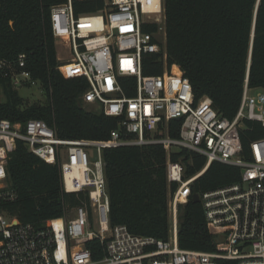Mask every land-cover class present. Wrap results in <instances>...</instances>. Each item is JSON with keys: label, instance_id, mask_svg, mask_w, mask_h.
I'll return each instance as SVG.
<instances>
[{"label": "built area", "instance_id": "obj_1", "mask_svg": "<svg viewBox=\"0 0 264 264\" xmlns=\"http://www.w3.org/2000/svg\"><path fill=\"white\" fill-rule=\"evenodd\" d=\"M165 21L164 0H65L51 7L49 28L57 48L69 54L62 64L89 85L82 96L84 107L117 119L119 127L105 141L62 140L42 120H0V264H264V138L251 143L248 160L242 156L240 138L245 121L264 127V90H251L246 82L237 115L228 120L216 112L210 98L196 101L189 79L177 66L166 67L162 76H145L146 57L161 55L166 61ZM27 58L25 53L0 57V98L5 99L9 85L19 93L37 90L47 99L27 69ZM172 121L181 122L179 138L169 135ZM18 142L44 162L58 164L65 192L86 193L87 201L65 210L62 217L37 223L11 216L5 205L15 202L17 194L9 188L7 163ZM151 144L163 146L167 181L176 185L169 198L166 240L138 236L125 225L111 227L109 221L103 151ZM182 150L207 159L190 178L184 177L181 162L170 159ZM213 162L241 172L236 184L200 197L220 250H183L179 207ZM94 240L103 248L98 260L87 247Z\"/></svg>", "mask_w": 264, "mask_h": 264}, {"label": "trees", "instance_id": "obj_2", "mask_svg": "<svg viewBox=\"0 0 264 264\" xmlns=\"http://www.w3.org/2000/svg\"><path fill=\"white\" fill-rule=\"evenodd\" d=\"M65 0H0V57L27 55V69L46 91L47 102L26 104L8 85L0 102V120L46 122L62 140L105 141L118 129V120L87 110L82 96L89 85L58 60L57 46L48 24L51 7ZM166 61L150 55L143 61L145 76H162L177 66L193 88L196 101L212 100L225 119L237 115L244 86L264 90V0H164ZM254 37L252 41V33ZM129 96L132 93L127 92ZM181 122L170 123V137L179 138ZM242 156L248 160L252 142L264 138V127L245 121L240 131ZM110 197V226L125 225L138 236L166 240L170 232L169 198L176 185L166 176L167 154L161 145L123 146L103 151ZM170 159L181 162L185 178L199 173L207 159L186 150ZM9 188L17 194L5 205L22 223L59 218L65 210L87 201L86 193H66L60 166L44 162L24 143L9 155ZM237 167L213 162L192 185V196L179 207L178 241L183 250L214 253L219 236L205 216L201 200L206 192L239 182ZM96 260L103 258L99 241L87 244ZM217 264H236L219 260Z\"/></svg>", "mask_w": 264, "mask_h": 264}, {"label": "rangeland", "instance_id": "obj_3", "mask_svg": "<svg viewBox=\"0 0 264 264\" xmlns=\"http://www.w3.org/2000/svg\"><path fill=\"white\" fill-rule=\"evenodd\" d=\"M57 53H58V60L62 59V58L63 59L67 58L69 56V54L67 52H65L61 46L57 48ZM67 60H69V59L59 60V62L65 63V62H67ZM19 94H20L21 98L23 99V101L29 105L36 104V103H40V104L42 103L43 104V103L47 102V100L42 95H39L37 90H36V92L23 90ZM3 101H5V99L0 98V102H3ZM86 109L89 111L94 110L91 107H86ZM96 221H97V219H95L94 229L97 228V222Z\"/></svg>", "mask_w": 264, "mask_h": 264}, {"label": "water", "instance_id": "obj_4", "mask_svg": "<svg viewBox=\"0 0 264 264\" xmlns=\"http://www.w3.org/2000/svg\"><path fill=\"white\" fill-rule=\"evenodd\" d=\"M253 37H254V29H253V33H252V41H253ZM96 157H97V153H94V159H96ZM193 198H194L195 202H198L200 200L198 195H194ZM182 223H183V220H180V224H182Z\"/></svg>", "mask_w": 264, "mask_h": 264}]
</instances>
